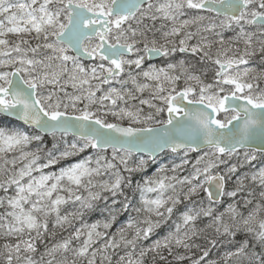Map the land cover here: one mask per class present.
Masks as SVG:
<instances>
[{
	"label": "snow or ice",
	"instance_id": "1",
	"mask_svg": "<svg viewBox=\"0 0 264 264\" xmlns=\"http://www.w3.org/2000/svg\"><path fill=\"white\" fill-rule=\"evenodd\" d=\"M262 85L264 0H0V264H264Z\"/></svg>",
	"mask_w": 264,
	"mask_h": 264
},
{
	"label": "trees",
	"instance_id": "2",
	"mask_svg": "<svg viewBox=\"0 0 264 264\" xmlns=\"http://www.w3.org/2000/svg\"><path fill=\"white\" fill-rule=\"evenodd\" d=\"M225 35H231V33L230 32H226L225 33ZM209 75H211V73H209ZM145 110H147V107L145 106ZM193 155V154H192ZM194 156V155H193ZM246 170V169H245ZM229 187H230V185H229ZM201 195H203V193H201ZM95 218H97V217H90L89 218V222H91L93 219H95ZM197 243H203V241L202 240H198L197 241ZM221 250H223V249H221ZM180 251H183L182 249L180 250ZM195 251V250H194ZM184 264H187V262H184Z\"/></svg>",
	"mask_w": 264,
	"mask_h": 264
},
{
	"label": "rangeland",
	"instance_id": "3",
	"mask_svg": "<svg viewBox=\"0 0 264 264\" xmlns=\"http://www.w3.org/2000/svg\"><path fill=\"white\" fill-rule=\"evenodd\" d=\"M205 14H206V13H205ZM217 22H219V21H217ZM262 86H264V85H262ZM143 97H144V98H147V97H148V93H144V94H143ZM191 155H192V154H191ZM193 155L195 156L196 154L193 153ZM242 155H243V153H241V158H242ZM231 162H237V158H236V157H233ZM222 167H223V166H222ZM230 187H231V185H230Z\"/></svg>",
	"mask_w": 264,
	"mask_h": 264
},
{
	"label": "water",
	"instance_id": "4",
	"mask_svg": "<svg viewBox=\"0 0 264 264\" xmlns=\"http://www.w3.org/2000/svg\"><path fill=\"white\" fill-rule=\"evenodd\" d=\"M154 61H157V60L154 59L153 62H154ZM85 63H91V61H87V60H86Z\"/></svg>",
	"mask_w": 264,
	"mask_h": 264
},
{
	"label": "flooded vegetation",
	"instance_id": "5",
	"mask_svg": "<svg viewBox=\"0 0 264 264\" xmlns=\"http://www.w3.org/2000/svg\"><path fill=\"white\" fill-rule=\"evenodd\" d=\"M154 63H158V60L157 61H154Z\"/></svg>",
	"mask_w": 264,
	"mask_h": 264
}]
</instances>
